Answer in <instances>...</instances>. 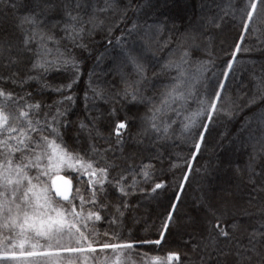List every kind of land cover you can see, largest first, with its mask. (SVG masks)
Wrapping results in <instances>:
<instances>
[{
  "label": "snow or ice",
  "instance_id": "6c2138e0",
  "mask_svg": "<svg viewBox=\"0 0 264 264\" xmlns=\"http://www.w3.org/2000/svg\"><path fill=\"white\" fill-rule=\"evenodd\" d=\"M152 8L0 0V264H264V0L195 26L149 23ZM228 17L239 38L221 58L211 30ZM221 118L234 151L200 165ZM221 171L228 187H206ZM194 175L186 251H142L167 243ZM162 195L155 238L126 235Z\"/></svg>",
  "mask_w": 264,
  "mask_h": 264
},
{
  "label": "trees",
  "instance_id": "16d2710c",
  "mask_svg": "<svg viewBox=\"0 0 264 264\" xmlns=\"http://www.w3.org/2000/svg\"><path fill=\"white\" fill-rule=\"evenodd\" d=\"M141 2H146V0H141ZM154 8L148 10V15L146 19L149 23L154 20H165L166 18H171L176 21L178 25L182 24L188 26L192 24L195 26L200 22L201 15L211 16L220 12V8L229 2V0H151ZM232 3H236L237 0H231ZM240 31V25L238 18L233 21L231 17H228L222 24L221 29L211 30V39L213 41V48L217 56L223 58L224 52L221 48L228 49L232 45L234 39H238V33ZM241 60L247 61L245 56L240 57ZM219 63V61H217ZM250 63V62H249ZM91 64V61H89ZM99 71V69H97ZM239 74H237V82L239 80ZM87 77H85V80ZM84 84L81 83L79 88V96L81 97L80 103L76 107V112L80 113L83 109V89ZM234 87V84L230 82V88ZM135 112V109H132ZM123 116V114H122ZM77 117L74 115L73 119ZM238 127L237 122L233 124H228L223 118H221L215 125H213V131L208 135V142L204 148V155L200 158V165L205 164L209 160L213 163L216 162V157L224 158L225 156L232 153L234 150L228 144V141H224L223 147L218 146L220 141V133L225 130L235 131V127ZM136 126L134 124L132 128V133L135 135ZM185 149V154H186ZM241 159H246L242 154ZM235 158V157H233ZM199 166V165H198ZM228 176L223 172L214 173L210 175L205 181V186L216 188L219 190L221 187H228L227 184ZM200 183V176L194 175L192 179V185L190 186L187 195L184 197V204L180 205L179 212L177 214L176 221L173 224L172 234L167 237V243L163 245V248L159 252L155 250V246L151 248H144L142 251H147L149 255L164 254L169 250L184 252L185 241L189 240V233L193 232V226L191 225V206L194 196H198L200 193L198 191ZM241 195H246V192L240 193ZM171 195V189L168 192ZM160 203L156 200L145 201V206L141 207L139 210V215L148 221L147 225H136L131 220L128 221L127 228L125 229V234L131 230L133 235L138 236H150L155 238L156 230L152 229L151 225L155 223L157 226L160 223L158 219V213L163 211L164 204H167V199L165 196H160L158 198ZM103 230V229H101ZM193 235H196L193 233Z\"/></svg>",
  "mask_w": 264,
  "mask_h": 264
},
{
  "label": "water",
  "instance_id": "95a60500",
  "mask_svg": "<svg viewBox=\"0 0 264 264\" xmlns=\"http://www.w3.org/2000/svg\"><path fill=\"white\" fill-rule=\"evenodd\" d=\"M54 179H56V178H54ZM57 182L59 183V180L57 179Z\"/></svg>",
  "mask_w": 264,
  "mask_h": 264
}]
</instances>
